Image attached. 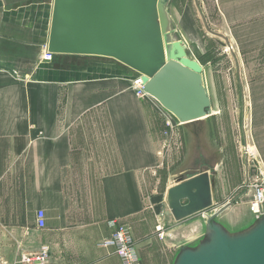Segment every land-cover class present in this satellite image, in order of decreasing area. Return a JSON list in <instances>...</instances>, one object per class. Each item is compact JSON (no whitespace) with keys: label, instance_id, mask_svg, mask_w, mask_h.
Instances as JSON below:
<instances>
[{"label":"crops","instance_id":"obj_1","mask_svg":"<svg viewBox=\"0 0 264 264\" xmlns=\"http://www.w3.org/2000/svg\"><path fill=\"white\" fill-rule=\"evenodd\" d=\"M52 12L53 0H0V264L42 247L45 264H121L101 246L113 219L132 231L141 264H172V241L188 231L143 189L164 112L105 56L43 60ZM255 167L264 173V154Z\"/></svg>","mask_w":264,"mask_h":264},{"label":"rangeland","instance_id":"obj_2","mask_svg":"<svg viewBox=\"0 0 264 264\" xmlns=\"http://www.w3.org/2000/svg\"><path fill=\"white\" fill-rule=\"evenodd\" d=\"M165 12L171 37L179 38V30L187 52L204 70L212 113L181 123L150 97L164 113L159 117L160 162L146 177V199L156 211L168 213L169 185L179 177L208 170L215 185L213 205L206 214L230 201L216 220L230 231L243 229L255 219L248 205L251 192L242 187L245 170L249 166V178H255L254 156L258 160L264 154V0H166ZM158 23L161 27L160 18ZM105 58L127 69L131 79L141 75L114 58ZM205 216L199 212L175 225L171 221L175 229L188 231L172 241L174 247L195 245L204 233ZM171 227H164V238H170Z\"/></svg>","mask_w":264,"mask_h":264},{"label":"water","instance_id":"obj_3","mask_svg":"<svg viewBox=\"0 0 264 264\" xmlns=\"http://www.w3.org/2000/svg\"><path fill=\"white\" fill-rule=\"evenodd\" d=\"M165 11L166 0H53L47 49L114 58L141 73L144 91L178 122L198 121L212 113L204 70L181 32L171 37ZM214 185L208 170L177 178L166 192L174 220L212 207ZM230 205L206 214L202 237L180 245L172 264H264V214L230 231L216 220Z\"/></svg>","mask_w":264,"mask_h":264},{"label":"built area","instance_id":"obj_4","mask_svg":"<svg viewBox=\"0 0 264 264\" xmlns=\"http://www.w3.org/2000/svg\"><path fill=\"white\" fill-rule=\"evenodd\" d=\"M53 57L54 53L49 51L47 49V45H45L41 53V58L45 61H51ZM132 86L135 89V93L137 96H149L143 89L140 74L132 79ZM247 153L246 156L248 155ZM254 160H256L257 162L255 156ZM242 187L245 190H249L251 192V197L248 202L249 210L255 218H258L259 216L264 214V173L258 171V175L255 176V178L250 179L247 172L246 179L244 180V184L242 185ZM202 212L206 215L205 211ZM108 225L110 226V228H112V233L109 238L101 243V246L109 248L111 252L118 257L121 264H141L137 244L130 228L127 225L119 223L114 219L110 220L108 222ZM36 226L38 228H42L45 226V212L43 210H37L36 212ZM158 227L160 226H157V228ZM162 234V230H160L159 235L161 236ZM48 259L49 251L46 247H42L36 248L35 250L21 255L20 263L45 264Z\"/></svg>","mask_w":264,"mask_h":264},{"label":"bare ground","instance_id":"obj_5","mask_svg":"<svg viewBox=\"0 0 264 264\" xmlns=\"http://www.w3.org/2000/svg\"><path fill=\"white\" fill-rule=\"evenodd\" d=\"M166 54V53H165ZM153 98V97H152ZM154 99V98H153ZM248 152H249V150H248Z\"/></svg>","mask_w":264,"mask_h":264}]
</instances>
